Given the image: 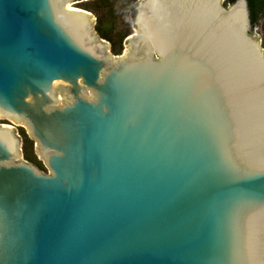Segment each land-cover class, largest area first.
Here are the masks:
<instances>
[{
  "label": "water",
  "instance_id": "water-1",
  "mask_svg": "<svg viewBox=\"0 0 264 264\" xmlns=\"http://www.w3.org/2000/svg\"><path fill=\"white\" fill-rule=\"evenodd\" d=\"M81 0H0V264H264V51L248 0H138L121 56ZM136 5V6H135Z\"/></svg>",
  "mask_w": 264,
  "mask_h": 264
},
{
  "label": "trees",
  "instance_id": "trees-1",
  "mask_svg": "<svg viewBox=\"0 0 264 264\" xmlns=\"http://www.w3.org/2000/svg\"><path fill=\"white\" fill-rule=\"evenodd\" d=\"M235 0H225L224 6L232 4ZM122 2L125 9L131 8L138 0H91L77 4V8H81L92 13L95 18L94 30L99 38L107 41L111 45V53L114 56H120L123 52L124 40L132 34V29L127 26L126 31L118 29L116 24V15L113 12V7ZM251 25L254 28L258 25L260 18L264 15V0H248ZM136 6V5H135ZM133 18L135 19V7L132 8ZM264 50V40L261 44ZM19 136L21 139L22 159L30 164L35 165L38 169L46 171L42 162L38 159L35 153L34 142L28 137L25 130L20 128Z\"/></svg>",
  "mask_w": 264,
  "mask_h": 264
},
{
  "label": "rangeland",
  "instance_id": "rangeland-1",
  "mask_svg": "<svg viewBox=\"0 0 264 264\" xmlns=\"http://www.w3.org/2000/svg\"><path fill=\"white\" fill-rule=\"evenodd\" d=\"M87 1H91V0H81V1H78V2H73V3H70L69 6L72 7V8H77L78 5L77 4H80V3H83V2H87ZM224 1L225 0H222V3L224 5ZM135 4V3H134ZM134 4L132 5V7L134 6ZM131 7V8H132ZM131 8H128V9H125V7L123 6L122 2H119L117 3L114 7H113V12L115 13L116 15V24H117V27L119 30L121 31H126V28L127 26H129L131 29V23H130V15H131V11L132 9ZM77 9H81V8H77ZM82 10V9H81ZM90 13V12H89ZM92 14V13H91ZM92 16L94 17L93 18V21L94 23L96 22V18L95 16L92 14ZM134 34V31L132 29V34ZM129 37V36H128ZM127 37V38H128ZM126 38V39H127ZM257 40L258 42L260 43V45L262 44V41L264 40V21L261 22L258 26V29H257ZM125 41V40H124ZM123 47H124V43H123ZM262 48V47H261ZM110 50H111V45H110ZM124 51V49H123ZM264 51V50H263ZM111 52V51H110ZM112 54V53H111ZM123 55V52L122 54ZM120 55V56H121ZM0 124H4V125H13L15 128H16V132L19 133V130L20 128L23 129V125H16V124H13L9 121H6V120H2L0 119ZM19 135V134H18ZM39 159V158H38ZM23 160L22 157L18 160V161H21ZM40 161L42 162L43 164V160L40 159Z\"/></svg>",
  "mask_w": 264,
  "mask_h": 264
}]
</instances>
